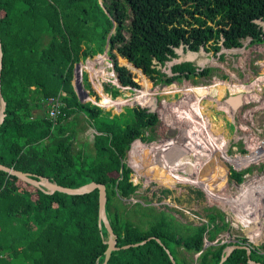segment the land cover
Segmentation results:
<instances>
[{"label":"trees","instance_id":"trees-1","mask_svg":"<svg viewBox=\"0 0 264 264\" xmlns=\"http://www.w3.org/2000/svg\"><path fill=\"white\" fill-rule=\"evenodd\" d=\"M258 19H264V0H0L1 82L7 101L0 163L72 188L104 183L107 215L120 247L107 264H174L171 255L176 264H219L228 246L244 243L220 238L229 226L221 210L194 224L124 200L139 188L125 161L128 151L139 139L129 151L130 160L140 140L154 139L157 113L136 105L119 116L100 105H123L128 99L119 87L139 86L117 55L143 76L145 88L133 98L148 105L153 99L147 78L170 83L211 75L213 67L197 72L192 61L175 63L173 76L161 71L179 55L178 47H238L249 36L264 41ZM106 45L120 83L114 81L118 87L111 84L107 93L96 82L100 105L81 101L72 82L75 66ZM85 65L81 63V71ZM83 80L90 95L95 94L87 72ZM51 97L62 101L56 117L48 112ZM81 116L96 130L92 145L76 142L85 129L78 128ZM197 122L204 136L217 137L208 123ZM255 158H238L236 165L243 168ZM131 163L141 169L139 162ZM232 173L240 180L243 172ZM132 214L149 219L132 220ZM108 238L107 227L99 222L98 188L84 194L46 193L0 169V264H102ZM206 239L212 243L206 245ZM248 259L246 248H235L222 264H264V250L251 245V259L257 263Z\"/></svg>","mask_w":264,"mask_h":264},{"label":"rangeland","instance_id":"rangeland-1","mask_svg":"<svg viewBox=\"0 0 264 264\" xmlns=\"http://www.w3.org/2000/svg\"><path fill=\"white\" fill-rule=\"evenodd\" d=\"M99 1L104 4V0ZM261 21L264 23V19ZM241 42V46L238 47H226L220 43L219 49L209 46L201 50L185 48L184 45H182L184 47L183 55L187 54L190 50L196 52L195 58L189 61H192L197 65V71H202L205 67H213L214 69L211 75L195 76L192 78L182 77L180 81L172 80L170 83H153L150 78H147L152 84V91L150 94L153 99L152 103H149L148 105H143L133 98L139 90L145 88L143 76H140L138 72L131 69L129 64H127L129 62L126 58L118 56L117 54L116 57L119 63L126 65L130 69L134 76V80L139 85H129V90L127 88L125 89V87H119L121 94L123 93V95L127 97L126 99H128L125 104L119 106L100 105L98 101L101 95L91 81V74V76L88 75V79L95 94L90 95L91 90L85 87V81L83 80V75L86 72L85 69H83V72L81 71V76L79 78L77 76V71H74V78L72 82L75 89L77 88L79 81H81L83 90L87 91L89 94L88 97L81 99L79 93L75 90L81 101L94 102L103 107L104 110L111 111L112 114H117L119 116L122 112L129 114L130 109L139 105L141 107L153 109L159 117V122L157 123L154 131V139L150 142L140 140L142 143L138 146L135 156L129 160V151L134 143L133 141L128 151L127 158L125 159L128 165L132 168L131 180L139 186L136 194L130 198H124L127 203L132 205L136 202H140L145 207H152L157 211H166L174 216L173 220H180L181 222H194V224H200L204 220H208V214L210 212H217L219 209L224 213L223 220L229 222L228 228L220 235V238H222L223 241L236 243L239 239H242L244 242L241 243L242 245H253L256 248H259L260 251H263L264 194L262 193L264 192V188L260 193L255 192L252 188L254 187V184L262 185L261 181L264 183V154L261 156V153H264V110L252 111L257 107V104H246L244 102L245 100L242 101V94L244 93V83L247 84L248 79H250V82L253 83L256 82L258 78L260 79L262 77L260 82L263 84L257 83L256 93L252 92L251 95L256 98L260 96L262 99V108H264V41L257 42L252 40V37L249 36L241 39ZM107 46L108 45H106V49L103 52L88 56L85 59L88 60L90 58L91 60L96 61L98 57L106 58L110 55L108 54L109 48H107ZM109 58L113 60L112 57ZM86 60H82L80 63L86 64ZM180 60H182L181 54L166 61L165 65L161 67V71L165 72L167 76L175 75L172 71V66ZM109 72H112V69H110ZM216 80H218L217 82L219 84H217L218 87L214 88H218L220 95H222L219 99H214L211 96L203 98L206 94L201 95V101L198 106L194 109V111L187 113L190 125L187 129L191 130L190 134L194 137L196 130L201 133L200 128L203 125H200L197 122V118H200L215 130L217 137L213 139L212 142L215 144V149H219L218 154L221 155V161L226 164L224 167L227 169L226 177H221L215 182H213L215 180L214 178L211 179V182L215 183L213 186L220 182L223 183L221 187L215 186L217 189L215 192L223 196L227 194L233 195L235 193V195H237L239 193L238 188L246 184L247 187L245 191H248L246 195H249L250 201L254 203L253 208L250 210L253 211L255 215H259L260 220H248L242 215L241 211H238V208L236 209L229 203L222 201L219 198H212L206 192L205 187L198 182L192 183L189 181L177 180L172 186L162 184L161 182H163V178L160 179L159 182L158 178L154 176L157 172L154 171L151 173L147 167L148 165L142 163L143 161L140 160L144 148H149L148 146L154 145L151 143H161L164 139L176 138L178 139V143L173 147L174 149L172 148L171 151L169 150V154L170 158L175 152H177V155L179 154V156H177V158H174L176 156H173L174 159L172 166L176 169L180 159H185L183 160L184 164H182L187 171L185 172V175L187 176L185 179H188L189 175H191L192 178V172L194 169L191 167H188L187 169V164L188 166H191V162L195 164L194 161H196V159L192 156V154L190 155L191 148L182 145L183 134H180L181 127L179 125V121L183 122L184 119H176V117L174 118L169 116L171 114L169 113L170 111L168 106H170L174 101L184 98L183 91L187 92L188 89L192 87H204V90L206 91L205 93H207L208 90H211L208 88L211 87ZM111 84L110 80L102 81L103 90L104 87L105 91L111 88ZM260 90L263 91V95L259 94ZM185 95H187V93H185ZM238 96H241L240 102ZM92 97H94V99H92ZM230 101L231 103L233 101L232 104H236V107L234 109L232 108L233 110L226 105V103H229ZM241 116H246L247 123L241 121ZM78 120L80 122L78 123V128L85 129L78 133L76 142L87 140L90 145H92L94 133L96 132L95 128L88 126L82 116ZM250 125L253 127L254 132H244L240 129L249 127ZM251 143H259L260 145L252 148L250 147ZM250 155L256 156L257 158H255L254 161L249 162L245 167L238 168L236 165V163L239 162L238 158L244 156L249 157ZM202 159L199 160L201 161ZM148 160L150 161V159ZM135 161L140 163V170L136 168L133 163H131ZM211 162L212 161L209 162L205 159L202 162L203 164L201 163L202 165H199L200 167H198V169L202 170V173H208L209 171L213 173L216 172L214 171L216 162L214 161L213 164L215 167L212 165L213 162ZM233 171L243 172L240 180L233 175ZM209 185L211 184L209 183ZM261 196L263 198L259 199ZM247 199L248 198L245 200ZM131 218L132 220L149 219V217L139 219L138 216H134L133 214ZM143 226H146V223H144ZM19 264H21V262Z\"/></svg>","mask_w":264,"mask_h":264},{"label":"bare ground","instance_id":"bare-ground-1","mask_svg":"<svg viewBox=\"0 0 264 264\" xmlns=\"http://www.w3.org/2000/svg\"><path fill=\"white\" fill-rule=\"evenodd\" d=\"M261 78L260 79L258 78V80L256 82H253V83L250 82V79H248L247 84L244 83V89H243L244 93L242 94V101L245 100L244 102L246 104L247 103L248 104H250V103L257 104V107L255 109H253L252 111L264 110V108H262V99L260 98V96L256 98V97H253L251 95L252 92L256 93L257 83L263 84L260 82ZM217 81L218 80H216V82H214V84L208 88L211 90H208L207 93H205L206 91L204 90V87H196V86L188 89L187 92L183 91L184 98H182V99L180 98V99L174 101L170 106H168V109L170 111L169 113L171 114L169 116H172L174 118L176 117V119H179V118L184 119L183 122L179 121V123H180L179 125L181 127L180 128V132H181L180 134L181 135L183 134L182 145L190 147L191 148L190 155L192 154V156L196 159V161H194L195 164H193V162H191V166H189V167L194 169V171L192 172V178H191V175H189L188 179L183 180V178H182L184 176L187 177L185 175V172H187V171L184 169V167L182 165L184 162L183 160H185V159H183V158L180 159V161L178 163V167H176V169L172 166L173 159L177 158V156H179V154L177 155V152H175L173 156H176V157L173 158V156H172L170 158V154H169L170 153L169 150L171 151V149L174 146H176V144L178 143V139H176V138L164 139V141L161 143H151L157 147H155L153 145V146H148L149 148H144L143 154H141L142 157L140 160L143 161L142 163L148 165V166L147 165H145V166H147L149 168L151 173H153L154 171L157 172V173H155L156 175H154V176L156 178H158L159 182H160V179L163 178V182H161L162 184L172 186L177 180H183V181L189 180V182H191L190 179H192V183L198 182V183L202 184L205 187V190L208 193V195L211 196L212 198L213 197L219 198L222 201L229 203L231 206L235 207L236 209L238 208V211H241L242 215L244 217H246L248 220H250V219L260 220V216L255 215L254 212L250 210L253 208V205L251 204L252 201H250L249 195H246V193L248 192V191H245V189L247 187L246 184H244L242 187L238 188L239 193L237 195H235L236 194L235 193L233 195L227 194V195L223 196V195H221V194L219 195L215 192V190H217L215 186L221 187L223 185V183L220 182V183L216 184L215 186H213L215 183H212L211 179L214 178L215 180L213 182H215V181L219 180L221 177L224 178L227 176V169L224 167L226 164H224L223 161H221V155L218 154L219 149L216 150L215 144H214V142H212V139H209L208 137L202 135L198 130H196V132H195V137L186 132L187 128L190 126L187 113L194 111V109L198 106L199 102L201 101L200 96L203 94H206V96H204L203 98L211 96L214 99H217V98L219 99L220 96L222 95V94L220 95V91L218 90V88L217 89L214 88V87H218L217 84H219V83ZM185 93H187V95H185ZM259 94L263 95V91L260 90ZM238 98H239V102H240L241 96H238ZM239 102H238V104H239ZM232 103H233V101H232ZM232 103L230 101L229 103H226V105L229 108L234 109L236 107V104H232ZM237 112H238V110H237ZM240 119L242 122L247 123L246 116H241ZM247 120H250V119H247ZM240 129L243 130L244 132H249V131L254 132L253 127L251 125L249 127H244V128H240ZM183 148H181V149H183ZM263 154L264 153L262 152L261 156ZM148 159H150V161ZM199 159H202L203 161L206 159V161H209V162L212 161L213 162V163L211 162L212 165L214 164V161H215L216 167L214 165L213 166L215 167L214 171H216V172L213 173V172L209 171L208 173L207 172L202 173V170L198 169V167H200L199 165L203 161L202 160L200 161ZM204 164H205V162H204ZM174 178H178V179H174ZM208 181L211 185H209ZM261 182H262L261 183L262 185H258V184L255 185L254 184V187L252 189H254L255 192L260 193L263 190L264 183H263V181H261ZM262 194H264V192ZM246 198H248V199L245 200ZM262 198L263 197L261 196V198H259V199H262ZM244 200H245V202H244Z\"/></svg>","mask_w":264,"mask_h":264},{"label":"water","instance_id":"water-1","mask_svg":"<svg viewBox=\"0 0 264 264\" xmlns=\"http://www.w3.org/2000/svg\"><path fill=\"white\" fill-rule=\"evenodd\" d=\"M257 22H263L260 19L257 20ZM113 31H115V27L113 28ZM107 48H109V45L107 46ZM183 49L184 47H178L176 49L178 54H181L182 56V60H180L179 62L182 61H189L192 60L193 58H195L196 52L195 51H188L187 54L183 55ZM81 63H77L75 66V71H77V76L78 78L81 76ZM2 68H3V46H2V40L0 37V126L2 125V123L5 120L6 117V107H7V101L5 100L4 96H3V92H2V82H1V72H2ZM81 81H79L77 88H75V90L79 93V96L81 99L88 97L89 94L87 91L83 90V86L81 85ZM153 110V109H150ZM139 140V139H137ZM135 140V141H137ZM134 141V142H135ZM0 169L6 171L7 173L11 174V175H15L18 178H20L21 180H24L34 186L39 187L40 189H42L43 191H45L46 193H53L55 191H61V192H65L68 194H84V193H88L91 192L93 190H95L96 188L99 189V222H100V226L102 224V222L105 224V226L108 229L109 232V238L107 240L108 243V247L106 249V255H105V260L102 264H107L109 261V258L111 256V253L113 250H117L120 247L117 245V235L116 233L113 231V228L110 224L108 215H107V210H106V203H107V190H106V185L104 183H100L97 181H91L87 184H84L80 187H67L61 184H58L54 181H51L48 177H44V176H35L33 173L31 172H26L20 169H17L15 167L12 166H8L4 163H0ZM158 239V238H157ZM159 240V239H158ZM146 240L140 242V243H144ZM139 243L133 244V245H137ZM132 244H128L125 245L123 247H129ZM235 248H246L247 249V253H248V261L250 263H257L255 260L251 259V246L249 245H242L241 243H237V244H232L231 246H228L226 248V254L223 256L222 260L220 261L219 264H222L227 257L232 253V251ZM172 261L175 263V259L174 257L171 255Z\"/></svg>","mask_w":264,"mask_h":264},{"label":"built area","instance_id":"built-area-1","mask_svg":"<svg viewBox=\"0 0 264 264\" xmlns=\"http://www.w3.org/2000/svg\"><path fill=\"white\" fill-rule=\"evenodd\" d=\"M109 57L110 56H107L106 58L101 57L98 60H96L97 61L96 63H94L95 61L91 60L90 58L85 61L86 65L83 69L86 70L88 75H90V74L92 75V76L91 75L90 76H91V81L93 82L94 86L96 85V82H98L102 85V81H104V80H110L112 84L114 83V81H119L118 76L116 75V73L112 67L113 62ZM92 63H94V64H92ZM109 68L112 69V72H110V74H106L105 71H108L107 73H109V70H110ZM82 72H83V70H82ZM113 85L118 86L117 84H113ZM121 87H125V89H126L127 86L121 85ZM102 89H103V87H102ZM47 104L50 105V107L48 108V112H49L50 116L56 117L57 113L60 110L59 109L60 105L62 104V101H60V98L59 97H51V98H49ZM204 221H206V220H204ZM205 241H206V245L212 243V242H209L207 239ZM214 242H216V241H214Z\"/></svg>","mask_w":264,"mask_h":264},{"label":"flooded vegetation","instance_id":"flooded-vegetation-1","mask_svg":"<svg viewBox=\"0 0 264 264\" xmlns=\"http://www.w3.org/2000/svg\"><path fill=\"white\" fill-rule=\"evenodd\" d=\"M260 20H263V19H260ZM259 23V25H260V27L262 28V30L264 31V23L263 22H258ZM252 40H253V38H252ZM185 46V45H184ZM186 48H189L188 46H185ZM206 46H201L200 47V50L201 49H204ZM207 48V47H206ZM203 70V69H202ZM197 72H200V71H197ZM197 76H201V75H197ZM186 132L187 133H189L190 134V132H191V130H186ZM183 164H184V162H183ZM188 164H187V169H188ZM185 169V168H184ZM186 170V169H185ZM183 178V180H185V176L184 177H182ZM187 181H189V180H187ZM190 181L192 182V179H190ZM252 205H254V203H251Z\"/></svg>","mask_w":264,"mask_h":264}]
</instances>
